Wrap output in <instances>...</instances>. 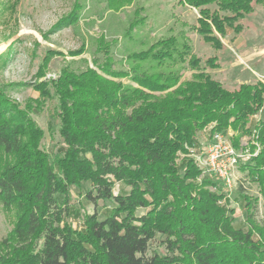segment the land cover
Returning <instances> with one entry per match:
<instances>
[{
  "label": "trees",
  "instance_id": "obj_1",
  "mask_svg": "<svg viewBox=\"0 0 264 264\" xmlns=\"http://www.w3.org/2000/svg\"><path fill=\"white\" fill-rule=\"evenodd\" d=\"M131 2L107 0L113 10ZM179 4L198 11L192 29L220 49L228 30L238 35L237 22L264 0ZM107 44L104 37L97 41L108 60ZM191 49L181 31L132 51L126 70L110 71L112 62L94 59L93 68L64 67L56 79L33 86L45 99L51 84L57 97L63 146L54 156L40 148L43 130L31 117L41 107L38 99L21 107L7 96L8 85L0 86V204L15 212L14 226L0 241V264H264V119H251L264 107V81L226 89L205 73L220 67L217 57L201 65ZM185 64L193 74L180 81ZM228 128L234 149L247 156L238 168L257 186L262 207L259 221V198L237 187L245 215L238 227L235 208L222 207L228 194L221 179L186 156L199 135L210 139ZM243 136L250 138L247 152L239 145ZM114 182L124 189L115 193ZM83 183L90 185L85 200L113 207L103 220L86 214L78 231L63 219L73 215L71 190ZM156 234L164 236L163 255L147 253Z\"/></svg>",
  "mask_w": 264,
  "mask_h": 264
},
{
  "label": "rangeland",
  "instance_id": "obj_2",
  "mask_svg": "<svg viewBox=\"0 0 264 264\" xmlns=\"http://www.w3.org/2000/svg\"><path fill=\"white\" fill-rule=\"evenodd\" d=\"M180 0H132L128 5L113 10L109 8L107 0H0V86L8 85L7 96L24 106L31 98L38 99L41 104L39 110L32 112L31 117L38 127L43 130L40 148L54 156L63 146L58 133V103L52 88L49 87V97L42 99L33 90L39 83H49L58 77L65 67L80 71L87 66L92 67L95 59L104 63L106 56L100 52L97 41L101 37L108 43L111 55L108 62H112L110 71L117 72L128 68L125 57L132 51L138 52L147 49L159 37L180 33L189 39L192 53L198 57L203 65L205 59L217 57L219 68L206 69L205 73L219 81L226 89H235L241 83L264 81V6H254L253 12L238 21L242 31L235 35L228 30L226 37L221 39L223 48L216 49L207 44L192 29L196 27L198 11L179 4ZM114 5L117 6L116 1ZM215 9L214 5L209 6ZM115 9V8H114ZM75 17L66 22L71 15ZM76 19V20H75ZM71 20H75L70 23ZM64 22V23H63ZM63 23V24H61ZM135 23V28L125 37L128 25ZM61 25V26H60ZM61 27L52 31L53 28ZM49 56L47 63L43 59ZM40 67V70H39ZM42 67V68H41ZM43 73L42 78H38ZM193 71L186 64L182 70L180 81L190 80ZM112 80L111 77H106ZM122 83H130L123 78ZM14 85V86H10ZM17 85V86H16ZM264 119V107L251 117L252 121ZM231 142L234 132L228 128L224 131ZM197 141V140H196ZM209 141L208 137L198 136L194 147L198 154ZM250 138L243 136L240 139V148L247 152ZM239 154L242 151L238 149ZM188 150L187 157L194 159V154ZM194 157H193V156ZM185 157L179 155V160ZM246 155L241 159L245 160ZM2 160V153L0 152ZM230 168V167H229ZM199 169H201L199 167ZM235 179L234 186L229 189L224 186L227 199L221 202L226 209L227 204L235 208L238 227L243 222L244 202L235 192L241 186L250 198L258 197L256 219L262 220L261 199L257 186L246 179L245 173L235 164L230 168ZM202 173L205 172L201 169ZM224 185V184H223ZM90 188L89 183H83L81 188L71 190L72 213L66 216V221L75 229H82L83 217L86 214L96 213L98 219L103 220L111 208V202H98L97 205L85 200L83 194ZM121 184L114 182V192H119ZM59 197V201H61ZM144 209L137 210L138 214ZM15 223L14 210L5 211L0 204V241L8 235ZM164 236L156 234L150 242L148 254L157 252L163 255L166 252Z\"/></svg>",
  "mask_w": 264,
  "mask_h": 264
},
{
  "label": "built area",
  "instance_id": "obj_3",
  "mask_svg": "<svg viewBox=\"0 0 264 264\" xmlns=\"http://www.w3.org/2000/svg\"><path fill=\"white\" fill-rule=\"evenodd\" d=\"M190 152L194 154L195 157L192 156L204 172L215 174L221 179L226 189L234 186L235 179L230 168L245 154L242 152L241 155L234 149L225 133H214L200 153L196 154L194 148L190 149Z\"/></svg>",
  "mask_w": 264,
  "mask_h": 264
}]
</instances>
